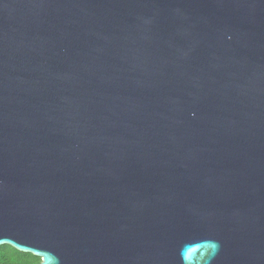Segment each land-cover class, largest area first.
Segmentation results:
<instances>
[{"label":"water","instance_id":"1","mask_svg":"<svg viewBox=\"0 0 264 264\" xmlns=\"http://www.w3.org/2000/svg\"><path fill=\"white\" fill-rule=\"evenodd\" d=\"M2 245L264 264V0H0Z\"/></svg>","mask_w":264,"mask_h":264},{"label":"trees","instance_id":"2","mask_svg":"<svg viewBox=\"0 0 264 264\" xmlns=\"http://www.w3.org/2000/svg\"><path fill=\"white\" fill-rule=\"evenodd\" d=\"M12 261H18L21 264H37L40 258L31 253L18 251L10 245L0 246V264H11Z\"/></svg>","mask_w":264,"mask_h":264},{"label":"snow or ice","instance_id":"3","mask_svg":"<svg viewBox=\"0 0 264 264\" xmlns=\"http://www.w3.org/2000/svg\"><path fill=\"white\" fill-rule=\"evenodd\" d=\"M11 264H21V262H18V261H12Z\"/></svg>","mask_w":264,"mask_h":264}]
</instances>
